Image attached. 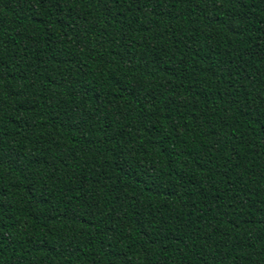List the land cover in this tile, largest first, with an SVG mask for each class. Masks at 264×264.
<instances>
[{
  "label": "trees",
  "instance_id": "obj_1",
  "mask_svg": "<svg viewBox=\"0 0 264 264\" xmlns=\"http://www.w3.org/2000/svg\"><path fill=\"white\" fill-rule=\"evenodd\" d=\"M0 264H264V0H0Z\"/></svg>",
  "mask_w": 264,
  "mask_h": 264
}]
</instances>
